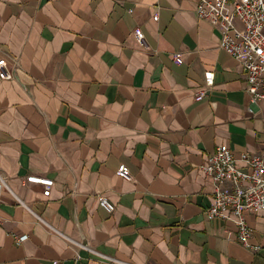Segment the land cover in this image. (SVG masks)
Listing matches in <instances>:
<instances>
[{
    "label": "crops",
    "instance_id": "0c3cea01",
    "mask_svg": "<svg viewBox=\"0 0 264 264\" xmlns=\"http://www.w3.org/2000/svg\"><path fill=\"white\" fill-rule=\"evenodd\" d=\"M194 4L0 0L11 74L0 79V175L24 205L0 190V264H264L263 212L245 214L255 249L232 222L204 216L200 164L220 144L236 166L257 154L264 101L248 111L244 73ZM205 71L212 86L194 101ZM29 176L52 180L48 196Z\"/></svg>",
    "mask_w": 264,
    "mask_h": 264
},
{
    "label": "built area",
    "instance_id": "2783aa9c",
    "mask_svg": "<svg viewBox=\"0 0 264 264\" xmlns=\"http://www.w3.org/2000/svg\"><path fill=\"white\" fill-rule=\"evenodd\" d=\"M194 14L196 18L209 21L215 26L220 34L218 48L240 66L245 76V92L249 97L248 111H251L258 102L264 101V0H195ZM156 20L157 15L154 14L152 21ZM133 36L141 45V32L136 29ZM174 62L180 64L181 59L175 56ZM5 66L4 59L0 58L1 80L11 78ZM202 80V85L193 96L194 101L201 100L212 86L213 73L203 72ZM238 161L241 166H236L237 159L228 147L220 144L200 164L199 170L211 186L210 203L204 210V216L206 219L217 217L232 222L236 227L237 242L244 248L255 249L248 244L250 229L245 222V214L260 211L264 214V141L257 154L240 153ZM115 174L126 181L131 179L128 168L123 164L117 166ZM24 182L41 186L42 196H48L52 184L51 179L39 176L25 177ZM1 189L9 192L17 204L24 206L8 189L0 175ZM97 201L107 213L112 212L113 205L106 198L99 197ZM33 215L38 222L57 232ZM25 237L14 236V239L20 243ZM63 237L75 246L89 250L86 246ZM96 255L103 260L116 262L108 256L98 253Z\"/></svg>",
    "mask_w": 264,
    "mask_h": 264
}]
</instances>
